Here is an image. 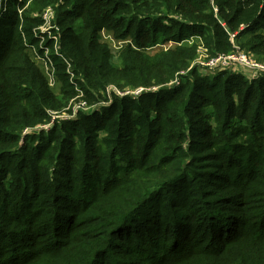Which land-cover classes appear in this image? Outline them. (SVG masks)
<instances>
[{"label":"trees","instance_id":"trees-1","mask_svg":"<svg viewBox=\"0 0 264 264\" xmlns=\"http://www.w3.org/2000/svg\"><path fill=\"white\" fill-rule=\"evenodd\" d=\"M231 34L264 63V0H0V264H264V74L195 63Z\"/></svg>","mask_w":264,"mask_h":264},{"label":"built area","instance_id":"built-area-1","mask_svg":"<svg viewBox=\"0 0 264 264\" xmlns=\"http://www.w3.org/2000/svg\"><path fill=\"white\" fill-rule=\"evenodd\" d=\"M41 20L42 25L48 24L54 20L55 14L54 10L51 7L46 8L41 14ZM40 26L38 28V31L42 35H47L49 39L54 40V48L57 52V33L58 28L53 27H43ZM235 34L230 35V43L234 47L233 51L227 54H218L213 57H209L206 54V50L203 49V47H199L198 49V58L196 60V65L202 69V71L205 72H215L218 70H234V71H242L247 75V78L256 77L259 74H264V64L258 63L249 53L239 49L236 47V44L234 42ZM43 45L42 41L40 43V47ZM46 50L44 51V55L47 58L48 55L46 54ZM44 60V59H43ZM49 82L50 85L53 86L54 84V76L52 72H48ZM177 81L172 82V84H176ZM145 89L138 88L135 90H126V91H120L116 88H110L108 89V92L114 91L117 95H132V96H138L141 94ZM77 93L79 94L76 99H82V95L78 89H76ZM73 100V99H72ZM74 101V100H73ZM94 107H90L86 104L85 101L81 100L77 105L74 106V108L71 107L67 108V110L72 111V114H74L76 111L81 110L84 112H92ZM48 127V125L46 126Z\"/></svg>","mask_w":264,"mask_h":264},{"label":"rangeland","instance_id":"rangeland-1","mask_svg":"<svg viewBox=\"0 0 264 264\" xmlns=\"http://www.w3.org/2000/svg\"><path fill=\"white\" fill-rule=\"evenodd\" d=\"M28 5V4H27ZM48 7H51V6H47V7H44L43 9H41L40 11H35V12H32V15H31V17H40L41 16V14H42V12L44 11V10H46V8H48ZM53 10H54V14H55V8L54 7H51ZM19 14H21V11H19ZM41 18V17H40ZM43 23V22H42ZM43 27H49L50 26V28H53V27H55V22H54V20L52 21V22H50V23H48V24H45V25H42ZM236 44V47H238L239 49H240V46H239V44L238 43H235ZM242 50V49H241ZM46 54L48 55V54H50V50L47 48L46 49ZM253 57V56H252ZM254 58V57H253ZM255 59V58H254ZM258 62V61H257ZM258 63H260V62H258ZM262 64H264V63H262ZM206 74H209L210 76L211 75H213V73H210V72H207ZM110 88H114V87H110ZM110 88H108V89H110ZM74 100V101H73ZM73 100H71V101H69V104H68V106H67V108H69V107H71V105H72V108H74V106L75 105H77L82 99H76V97L73 99ZM67 108H66V110H67ZM63 112H66L65 111V109L63 110Z\"/></svg>","mask_w":264,"mask_h":264}]
</instances>
